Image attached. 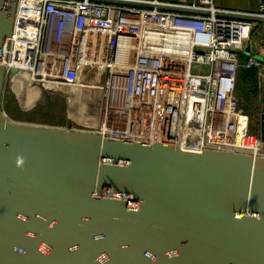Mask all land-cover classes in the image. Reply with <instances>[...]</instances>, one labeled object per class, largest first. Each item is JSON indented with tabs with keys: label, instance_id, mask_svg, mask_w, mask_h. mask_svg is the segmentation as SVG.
<instances>
[{
	"label": "water",
	"instance_id": "water-1",
	"mask_svg": "<svg viewBox=\"0 0 264 264\" xmlns=\"http://www.w3.org/2000/svg\"><path fill=\"white\" fill-rule=\"evenodd\" d=\"M14 1L0 0V264H264V156L7 115ZM259 90L264 142L260 76Z\"/></svg>",
	"mask_w": 264,
	"mask_h": 264
},
{
	"label": "built area",
	"instance_id": "built-area-1",
	"mask_svg": "<svg viewBox=\"0 0 264 264\" xmlns=\"http://www.w3.org/2000/svg\"><path fill=\"white\" fill-rule=\"evenodd\" d=\"M1 61L13 92L81 87L102 135L264 156L236 94L239 53L264 18L216 0H15ZM11 69L16 72L10 74ZM26 77V81L22 78ZM89 101V100H86Z\"/></svg>",
	"mask_w": 264,
	"mask_h": 264
},
{
	"label": "rangeland",
	"instance_id": "rangeland-1",
	"mask_svg": "<svg viewBox=\"0 0 264 264\" xmlns=\"http://www.w3.org/2000/svg\"><path fill=\"white\" fill-rule=\"evenodd\" d=\"M236 86V94L239 98V102L244 106L250 116V129L260 130L259 121L262 103L259 99V85L256 93L251 92L253 86L246 81L237 80ZM34 89L25 94H18L20 101L35 102L28 109H24L23 111L22 106L18 104L17 92H13L8 82H4L1 101L3 109L6 104L12 103L11 105H13V103H16L17 109L26 113L28 119L30 118V121L26 122L37 124L60 127L76 125L93 130L99 125V101L96 102L88 99L81 87L72 88V90L60 89L58 91H36V89ZM51 101L55 103L50 108V111H48L47 105H49L48 102ZM11 118L14 119L13 117Z\"/></svg>",
	"mask_w": 264,
	"mask_h": 264
},
{
	"label": "crops",
	"instance_id": "crops-1",
	"mask_svg": "<svg viewBox=\"0 0 264 264\" xmlns=\"http://www.w3.org/2000/svg\"><path fill=\"white\" fill-rule=\"evenodd\" d=\"M164 1H181L191 2L194 0H164ZM217 3L223 7L242 9L246 11H257L259 8V0H216ZM255 27L251 33L250 38L246 41L243 52L246 55H259L264 59V18L258 19L255 22ZM249 50L247 52L246 50ZM260 80L264 82V66L261 69H257V80L259 85ZM237 85V84H236ZM35 90V89H34ZM260 136V130H259ZM264 149V142H263Z\"/></svg>",
	"mask_w": 264,
	"mask_h": 264
},
{
	"label": "trees",
	"instance_id": "trees-1",
	"mask_svg": "<svg viewBox=\"0 0 264 264\" xmlns=\"http://www.w3.org/2000/svg\"><path fill=\"white\" fill-rule=\"evenodd\" d=\"M246 56L247 55L243 51L239 53V57L242 61L246 58ZM237 80H242L244 82L246 81L247 83H250V85L253 86V88L251 89V92L256 93L258 91V80H257V69L256 68L246 69L242 67L237 76ZM8 100H11V99H8ZM33 103L35 102H27V101L25 102V101H20V99H18V104L22 106L23 111L24 109L25 110L28 109ZM54 103L55 102L53 101L48 102L49 104L47 105L48 111H50V108L54 105ZM11 104L12 103L6 104V106L4 107L8 116L13 117L14 119H17L19 121H30V118L28 119V116H26V113L19 111L17 109L16 103H13V105ZM241 106L244 108L243 105Z\"/></svg>",
	"mask_w": 264,
	"mask_h": 264
}]
</instances>
